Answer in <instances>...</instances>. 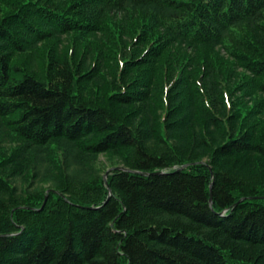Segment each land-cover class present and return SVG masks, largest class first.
<instances>
[{"label":"trees","instance_id":"1","mask_svg":"<svg viewBox=\"0 0 264 264\" xmlns=\"http://www.w3.org/2000/svg\"><path fill=\"white\" fill-rule=\"evenodd\" d=\"M261 198L264 0H0V264H264Z\"/></svg>","mask_w":264,"mask_h":264},{"label":"water","instance_id":"2","mask_svg":"<svg viewBox=\"0 0 264 264\" xmlns=\"http://www.w3.org/2000/svg\"><path fill=\"white\" fill-rule=\"evenodd\" d=\"M184 167H185V166H184ZM184 167H182V168L180 169V171H181ZM119 169H120V168H118L117 170H119ZM113 170H114V169H110V170H108V171L105 173V175L103 176V181H104L105 184H106L107 177H108L109 173H110L111 171H113ZM47 193H48V192H47ZM109 193H110V191H109ZM261 199H264V198H261ZM46 201H47V194H46V196H45V198H44V202H43V204H42L40 210L43 209V207H44ZM209 204H210V206L212 205L211 185H210V199H209ZM40 210H39V211H40Z\"/></svg>","mask_w":264,"mask_h":264},{"label":"rangeland","instance_id":"3","mask_svg":"<svg viewBox=\"0 0 264 264\" xmlns=\"http://www.w3.org/2000/svg\"><path fill=\"white\" fill-rule=\"evenodd\" d=\"M101 161H104V160H103V159H101ZM110 169H112V168H110ZM110 169H109V170H110ZM107 171H108V170H107ZM104 175H105V174H103V176H104Z\"/></svg>","mask_w":264,"mask_h":264}]
</instances>
